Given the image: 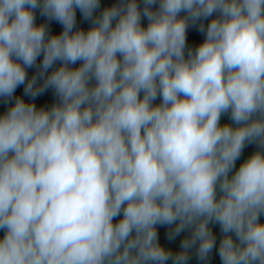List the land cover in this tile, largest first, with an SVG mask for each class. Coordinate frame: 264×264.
<instances>
[{"label":"clouds","instance_id":"9594fccd","mask_svg":"<svg viewBox=\"0 0 264 264\" xmlns=\"http://www.w3.org/2000/svg\"><path fill=\"white\" fill-rule=\"evenodd\" d=\"M193 257L264 264V0H0V264Z\"/></svg>","mask_w":264,"mask_h":264},{"label":"trees","instance_id":"16d2710c","mask_svg":"<svg viewBox=\"0 0 264 264\" xmlns=\"http://www.w3.org/2000/svg\"><path fill=\"white\" fill-rule=\"evenodd\" d=\"M115 2V0H102V7L104 6V5H111L112 3H114ZM82 26H84V27H87V24H84V25H82ZM60 29H59V27L57 26V28H56V31H59ZM47 99H49V100H51V96H50V94H49V96L47 97ZM163 231V230H162ZM218 231V230H217ZM180 239H182V236L181 237H179V238H177V241L172 245L173 247H177L178 246V244H179V240ZM190 264H199V262L198 261H196V259H195V257H193V260L190 262ZM214 264H219V258L218 257H215V262H214Z\"/></svg>","mask_w":264,"mask_h":264}]
</instances>
